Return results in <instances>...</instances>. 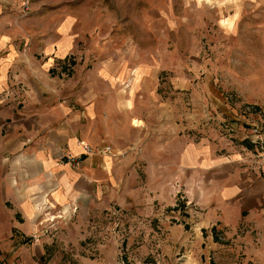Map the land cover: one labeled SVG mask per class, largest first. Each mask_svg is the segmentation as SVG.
<instances>
[{"label": "rangeland", "instance_id": "obj_1", "mask_svg": "<svg viewBox=\"0 0 264 264\" xmlns=\"http://www.w3.org/2000/svg\"><path fill=\"white\" fill-rule=\"evenodd\" d=\"M62 1L98 13L89 21L104 25L101 37L137 44L146 62L154 56L175 66L161 83L168 90L166 78L177 75L188 85L173 99L191 142L218 135L222 156L240 155V170L262 174L249 163L258 149L247 137L264 128V0H23L20 15L31 27L41 11L47 28ZM126 180L90 214L52 213L34 198L32 233L22 241L31 246L30 264H264V205L242 213L218 200V173L140 163Z\"/></svg>", "mask_w": 264, "mask_h": 264}, {"label": "crops", "instance_id": "obj_2", "mask_svg": "<svg viewBox=\"0 0 264 264\" xmlns=\"http://www.w3.org/2000/svg\"><path fill=\"white\" fill-rule=\"evenodd\" d=\"M76 5L60 2L45 28L41 11L30 27L20 15L23 0H0V251L10 241L1 251L5 264H30L24 251L31 246L22 241L32 233L34 198L50 204L52 213L77 208L90 214L126 187L140 163L158 172L218 173L224 180L218 200H232L242 213L264 205L262 174L240 170V155L222 156L218 135L194 143L177 123L173 98L177 87L188 85L177 75L166 78L168 90L161 83L162 73L175 66L154 56L146 62L137 44L101 37L104 25L89 21L98 13ZM69 155L82 163H67Z\"/></svg>", "mask_w": 264, "mask_h": 264}, {"label": "built area", "instance_id": "obj_3", "mask_svg": "<svg viewBox=\"0 0 264 264\" xmlns=\"http://www.w3.org/2000/svg\"><path fill=\"white\" fill-rule=\"evenodd\" d=\"M26 6L29 5L30 0H25ZM251 135H248V139L250 142L257 147L258 153L255 155V158H253V163L258 167L259 170H261L262 174L264 175V128L263 127H255L252 129ZM85 150L87 154L92 153V149L89 146L85 147ZM66 162L74 165L79 166L83 158L81 157H74V156H66L65 157Z\"/></svg>", "mask_w": 264, "mask_h": 264}, {"label": "bare ground", "instance_id": "obj_4", "mask_svg": "<svg viewBox=\"0 0 264 264\" xmlns=\"http://www.w3.org/2000/svg\"><path fill=\"white\" fill-rule=\"evenodd\" d=\"M208 2H210V0H207Z\"/></svg>", "mask_w": 264, "mask_h": 264}]
</instances>
